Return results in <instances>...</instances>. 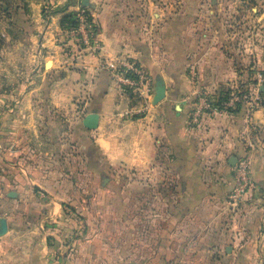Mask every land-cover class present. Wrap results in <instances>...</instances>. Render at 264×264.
<instances>
[{"label":"crops","instance_id":"crops-1","mask_svg":"<svg viewBox=\"0 0 264 264\" xmlns=\"http://www.w3.org/2000/svg\"><path fill=\"white\" fill-rule=\"evenodd\" d=\"M51 1L65 12L84 7ZM89 3L96 48L54 23L39 49L46 88L38 82L20 111L3 109L12 94L0 98V264H209V249L228 246L241 249L237 264H258L264 206L245 202L233 218L229 197L245 153L252 184L264 186V88L256 108L244 103L192 125L190 70L211 93L248 82V69L264 71V35L211 30L209 0H178L182 10L151 30L140 0ZM127 59L150 75V98L135 102L122 89L117 67ZM89 114L98 116L94 129L83 123ZM84 158L91 168L142 170L138 209L111 206L114 194L99 188V177L84 178ZM84 181L107 207L83 210Z\"/></svg>","mask_w":264,"mask_h":264},{"label":"rangeland","instance_id":"rangeland-1","mask_svg":"<svg viewBox=\"0 0 264 264\" xmlns=\"http://www.w3.org/2000/svg\"><path fill=\"white\" fill-rule=\"evenodd\" d=\"M36 2L35 0H0V98L6 99V96H10L11 94L15 97L13 100L9 99L3 102L4 110L11 108L18 111L23 110L25 103L20 100L28 92H31L38 82L44 84L43 89L47 86L46 76L42 75L41 70L44 59L40 58V44L47 30L53 32V34L55 33L53 30L54 23L57 22L58 24L59 22L62 26V17L67 9L54 6L51 0ZM140 2V15L144 17L149 30L155 25V22L158 23L160 18L165 19L168 15L182 10L181 6L179 9H175L173 0H140ZM88 7L89 5L76 11L78 19L76 27L65 29L78 39L80 36L83 37V26L82 22H80L82 11L93 16L92 10ZM209 8L211 13L209 14L208 12L207 14L215 21H212V25H210V29L213 31L235 36L246 35V39L251 38L253 35H258V37L264 35V0H209ZM250 42L254 43L252 40H249L244 44H249ZM85 48L94 49L96 48V44ZM254 68L252 67L251 69L253 70L248 69V71L251 73L258 69L257 67ZM132 94V101L136 100L135 102H137L142 100L140 95ZM44 108L47 111L50 110V114L55 111L49 104H45ZM46 122H48V119ZM38 141V137H34V143ZM41 141L38 143L40 144ZM5 147L7 149L9 145ZM2 149L4 148L0 142V156ZM246 154L251 157L252 162V154L245 153L243 155ZM83 161L84 178H90V176L95 174L100 179L99 188L103 190L110 189L113 192V201H110L111 199L108 200L111 206L117 209L128 206L138 209L140 206L138 184L139 182L141 183L142 170L122 167L96 169L88 165L90 161L88 162L87 160V165L85 158ZM2 166L4 164L0 167ZM113 176L118 180H115ZM111 178L115 182H112ZM254 183L253 194L250 196L249 192H247V194H244V200L239 205H235V207L231 206L230 212L233 218H236L245 202L253 207L256 206L258 209L264 206V186L259 185L256 181ZM83 186V210L95 207L98 203L100 204L98 206L101 207L108 206L107 200L92 199V185L89 182L86 184L84 181ZM128 190L131 193V200L124 202V197ZM247 196L248 199H246ZM244 215L246 216L247 214ZM244 215L242 218H244ZM85 219L84 217V225L87 223ZM239 220L237 217V222ZM134 251L136 252V249ZM257 253L259 256L258 264H264V214L259 232ZM240 254H242L241 249L233 246H228L226 249L211 248L206 252V255L211 259L208 261L209 264H237L235 257Z\"/></svg>","mask_w":264,"mask_h":264},{"label":"built area","instance_id":"built-area-1","mask_svg":"<svg viewBox=\"0 0 264 264\" xmlns=\"http://www.w3.org/2000/svg\"><path fill=\"white\" fill-rule=\"evenodd\" d=\"M177 3L178 0H173L174 6ZM80 22L83 26V37H79V43L82 47L95 45L97 25L95 19L92 15L82 11ZM117 73L121 74L122 89L124 91L135 92L145 99L150 98L152 79L136 61L127 59L122 62L117 67ZM190 76L196 84L193 90L195 106L190 117L192 125L200 124L205 114L234 112L239 110L244 103H249L252 108H256L260 103L261 89L264 87V71L255 70L251 72L248 82L230 84L225 89V91H228V98L223 100L220 99L222 91L211 93L208 89L199 87L195 67L190 70ZM141 110L139 109V111ZM250 172L251 158L246 154L238 158L234 166V187L230 194L231 205L234 207L244 200V194H247L253 185Z\"/></svg>","mask_w":264,"mask_h":264},{"label":"trees","instance_id":"trees-1","mask_svg":"<svg viewBox=\"0 0 264 264\" xmlns=\"http://www.w3.org/2000/svg\"><path fill=\"white\" fill-rule=\"evenodd\" d=\"M78 23V19H77V13L74 11H70V12H64V15L62 17V26L66 29V28H72V27H76ZM131 92V91H128ZM228 98V91L223 90L221 92V96L220 99H227Z\"/></svg>","mask_w":264,"mask_h":264},{"label":"water","instance_id":"water-1","mask_svg":"<svg viewBox=\"0 0 264 264\" xmlns=\"http://www.w3.org/2000/svg\"><path fill=\"white\" fill-rule=\"evenodd\" d=\"M89 0H83L82 5L87 6L89 5ZM164 87L161 88L160 94L157 95V99H160L163 95ZM84 125L88 128L94 129L98 126V116L96 114H89L84 118L83 121Z\"/></svg>","mask_w":264,"mask_h":264},{"label":"bare ground","instance_id":"bare-ground-1","mask_svg":"<svg viewBox=\"0 0 264 264\" xmlns=\"http://www.w3.org/2000/svg\"><path fill=\"white\" fill-rule=\"evenodd\" d=\"M51 65V64H50Z\"/></svg>","mask_w":264,"mask_h":264}]
</instances>
